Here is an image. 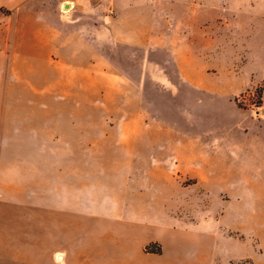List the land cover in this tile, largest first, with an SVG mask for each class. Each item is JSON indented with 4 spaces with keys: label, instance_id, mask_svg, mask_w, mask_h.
<instances>
[{
    "label": "crops",
    "instance_id": "0c3cea01",
    "mask_svg": "<svg viewBox=\"0 0 264 264\" xmlns=\"http://www.w3.org/2000/svg\"><path fill=\"white\" fill-rule=\"evenodd\" d=\"M157 6V0H0V70L22 62L26 69L40 70V81L26 83L40 84L43 100L51 95L53 101L77 102L75 87L80 91L96 81L97 68L103 79L112 70L109 47L147 51ZM12 77L6 71L3 84ZM32 101V96L0 92V264H218L216 255L224 256L225 264H264L256 182L214 191L220 198L244 199L231 211L220 199L219 210H201L195 219L173 198L193 185L209 193L205 177L189 174L172 150L167 153L156 142H141L136 158H54L43 163L40 188H3L2 150L15 144L2 134L18 131L12 118L19 111L32 115L27 109ZM42 106L44 112L47 106ZM65 147L75 148L66 142ZM250 155L249 162L257 164L258 153ZM70 161H80L83 168L65 172ZM242 163L237 167L221 158L214 163L215 174L242 181L248 162ZM191 178L197 183L183 184ZM150 243L159 244L161 253L146 252Z\"/></svg>",
    "mask_w": 264,
    "mask_h": 264
},
{
    "label": "rangeland",
    "instance_id": "374dc122",
    "mask_svg": "<svg viewBox=\"0 0 264 264\" xmlns=\"http://www.w3.org/2000/svg\"><path fill=\"white\" fill-rule=\"evenodd\" d=\"M157 3L147 51L109 47L112 70L103 79L97 68L96 81L80 91L75 87L77 102L53 101L51 95L43 100L40 84L26 83L40 81V70L26 69L22 62V67L0 70V92L33 98L27 106L32 115L19 111L11 122L18 131L2 134L15 146L2 150L1 185L40 188L43 163L54 158H136L141 142H156L167 153L172 150L189 174L205 177L209 193L193 185L196 178L183 182L193 186L173 198L179 210L193 211L196 219L201 210H219L224 199L231 211L244 198L213 192L243 183L258 190L253 206L264 219V0ZM6 71L13 77L4 85ZM18 109L25 108L19 104ZM65 142L75 148H64ZM90 142L97 147L80 148ZM255 151L257 164L249 162ZM221 158L237 167L248 162V177H218L214 163ZM70 162L65 172L83 168L80 161ZM216 260L227 262L221 255Z\"/></svg>",
    "mask_w": 264,
    "mask_h": 264
},
{
    "label": "trees",
    "instance_id": "16d2710c",
    "mask_svg": "<svg viewBox=\"0 0 264 264\" xmlns=\"http://www.w3.org/2000/svg\"><path fill=\"white\" fill-rule=\"evenodd\" d=\"M145 251L149 253L160 254L161 246L159 244L150 243L145 247Z\"/></svg>",
    "mask_w": 264,
    "mask_h": 264
},
{
    "label": "built area",
    "instance_id": "2783aa9c",
    "mask_svg": "<svg viewBox=\"0 0 264 264\" xmlns=\"http://www.w3.org/2000/svg\"><path fill=\"white\" fill-rule=\"evenodd\" d=\"M57 259H58L59 261H61V260H62V255H57Z\"/></svg>",
    "mask_w": 264,
    "mask_h": 264
}]
</instances>
